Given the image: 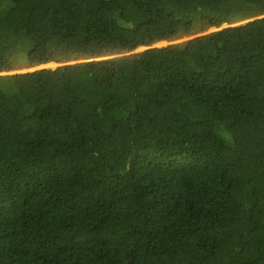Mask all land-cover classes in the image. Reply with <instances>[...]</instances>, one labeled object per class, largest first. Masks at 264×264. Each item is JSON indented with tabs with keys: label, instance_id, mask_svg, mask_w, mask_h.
I'll return each instance as SVG.
<instances>
[{
	"label": "trees",
	"instance_id": "obj_1",
	"mask_svg": "<svg viewBox=\"0 0 264 264\" xmlns=\"http://www.w3.org/2000/svg\"><path fill=\"white\" fill-rule=\"evenodd\" d=\"M0 264H264V0H0Z\"/></svg>",
	"mask_w": 264,
	"mask_h": 264
},
{
	"label": "water",
	"instance_id": "obj_2",
	"mask_svg": "<svg viewBox=\"0 0 264 264\" xmlns=\"http://www.w3.org/2000/svg\"><path fill=\"white\" fill-rule=\"evenodd\" d=\"M190 38H192V37H186V38H183V39H180V40H177V41L187 40V39H190ZM172 42H174V41H172ZM172 42H165V44L172 43ZM155 46H157V45H155ZM142 49H144V47H142ZM142 49L140 48L138 50H142ZM79 61H81V60H79ZM70 63H73V62H68L67 64H70ZM45 65L46 64H41V65L36 66V67H32V68H28V69H23V70H17V71H27V70H35V69H38V68H45ZM61 65H64V64H61ZM17 71H15V72H17Z\"/></svg>",
	"mask_w": 264,
	"mask_h": 264
},
{
	"label": "rangeland",
	"instance_id": "obj_3",
	"mask_svg": "<svg viewBox=\"0 0 264 264\" xmlns=\"http://www.w3.org/2000/svg\"><path fill=\"white\" fill-rule=\"evenodd\" d=\"M165 42H166V41H163V42H160V43H158V44H156V45H157V46H162V45H165ZM60 65H61V63H57V62H55V61H51V62L46 63L45 67H46V68H56V67H58V66H60Z\"/></svg>",
	"mask_w": 264,
	"mask_h": 264
}]
</instances>
